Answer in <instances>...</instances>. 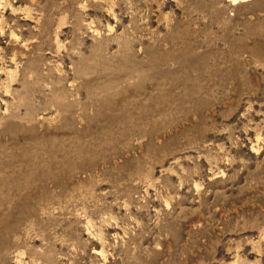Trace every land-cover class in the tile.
<instances>
[{
	"label": "rangeland",
	"instance_id": "1",
	"mask_svg": "<svg viewBox=\"0 0 264 264\" xmlns=\"http://www.w3.org/2000/svg\"><path fill=\"white\" fill-rule=\"evenodd\" d=\"M0 264H264V0H0Z\"/></svg>",
	"mask_w": 264,
	"mask_h": 264
},
{
	"label": "bare ground",
	"instance_id": "2",
	"mask_svg": "<svg viewBox=\"0 0 264 264\" xmlns=\"http://www.w3.org/2000/svg\"><path fill=\"white\" fill-rule=\"evenodd\" d=\"M232 1L236 4L238 1L243 2V1H251V0H232Z\"/></svg>",
	"mask_w": 264,
	"mask_h": 264
}]
</instances>
